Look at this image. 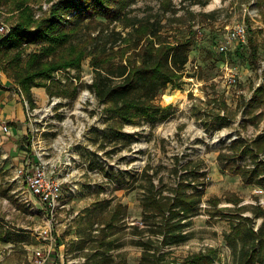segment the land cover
Wrapping results in <instances>:
<instances>
[{
    "label": "rangeland",
    "instance_id": "obj_1",
    "mask_svg": "<svg viewBox=\"0 0 264 264\" xmlns=\"http://www.w3.org/2000/svg\"><path fill=\"white\" fill-rule=\"evenodd\" d=\"M17 1L0 0V36L7 34L17 21L18 12L14 8ZM54 1L28 0V3L35 16L40 17ZM173 1L177 5L181 3V0ZM191 1H184L183 8L177 12L178 19L171 13L167 19L173 25L193 31L190 60L182 82L179 87L168 86L160 93L158 100L163 109L152 118L142 116L123 126V131L134 134L133 138L117 133L105 104L90 89L93 69L89 57L83 60L80 69L65 67L53 71L48 79H38L54 93L50 94L46 86H34L35 107L29 102L25 105L21 99L22 124L17 123L19 129L14 127V134H19L15 143L21 142L20 149H29L32 160L27 164L25 159L20 165L21 159L15 162L13 158L3 157L4 147L0 142V262L38 264L40 251L47 258L39 264H84L86 252L91 249H71L72 241L80 237L78 231L89 219L94 223L88 229L99 231L106 227L105 219L111 211L117 210L119 220L107 226L112 239L108 252L115 260L122 256L129 264L137 263L142 247L136 243L139 236L132 232V226L141 224V199L148 175H152L165 193H171L182 175L193 177L192 172L198 171L205 172L197 180L203 182L199 187L204 188L200 210L186 227L187 237L164 249L170 250L169 258L181 260L194 251L215 246L219 249L217 264H235L225 233L230 231V219L238 210L226 208L251 203L264 207V187L246 183L230 166L224 167L226 162L221 163L218 155L228 150L232 139L252 138L264 129V102L259 106L251 102L254 88L264 83V0H209L206 5ZM158 3V0H137L133 6L140 7L136 12L142 14L146 5L157 8ZM248 7L257 8L260 16L248 15ZM200 11L212 14L202 16ZM240 22L247 25V41L237 44L228 40L225 43L228 49L220 51L218 44ZM112 25L122 28L117 22ZM251 40L258 46L259 58L255 63L246 59L250 55ZM38 47L31 44L26 53ZM0 83V90L9 91L10 97L20 101L21 95L15 94L17 84L2 69ZM62 89L70 92L76 89L77 94L73 98L56 94ZM219 100L227 102L231 115L229 123L222 127L209 114L211 109H219ZM261 109V116L254 122L249 112L257 115ZM14 112L17 117V110ZM12 130L7 133L0 127L4 142L12 140ZM247 160L237 156L229 164L234 166ZM38 167L61 182V200L53 215L39 197L30 196L27 191V176ZM12 170L20 178L19 182L11 180ZM19 184L25 186L33 205L25 203L27 211L23 210L27 228L18 224L19 214L7 217L11 211L4 203L7 198L14 199V193L20 189L15 192L11 189ZM232 196L242 201L235 205L228 200ZM215 199H218L216 205ZM221 208L225 212L217 214L215 211ZM243 213L251 214L248 210ZM261 221L256 219V225ZM45 227L50 228L52 239L41 234ZM11 232L22 240L11 244Z\"/></svg>",
    "mask_w": 264,
    "mask_h": 264
},
{
    "label": "trees",
    "instance_id": "obj_2",
    "mask_svg": "<svg viewBox=\"0 0 264 264\" xmlns=\"http://www.w3.org/2000/svg\"><path fill=\"white\" fill-rule=\"evenodd\" d=\"M136 1L56 0L36 17L28 0H19L14 3L17 21L7 34L0 36V69L20 87L30 106L35 107L34 86H46L50 94L54 93L38 79H48L53 71L65 67L80 69L83 60L89 57L93 69L90 89L105 104L117 133L133 138L134 134L123 131V126L142 116L152 118L163 109L158 97L168 86H180L193 44L191 28L186 31L167 21L171 16L168 13L179 18L177 12L183 8L185 0H181L180 5L173 0H158L157 8L148 4L142 14L136 12L140 7L133 6ZM191 2L206 5L209 0ZM199 14L212 13L200 11ZM112 22L120 23L122 28L118 29ZM31 44L39 47L26 53ZM249 45L250 55L246 59L255 63L259 58L258 46L253 40ZM56 94L73 98L77 91L62 89ZM251 102L257 106L264 102V83L254 88ZM219 104V109H211L209 114L214 115L217 126L222 127L229 123L231 115L225 100ZM262 112L261 109L257 115H253V111L249 113L257 122ZM237 156L248 160L230 165ZM218 158L221 163L226 162L224 167L230 166L239 173L246 183L264 187V129L252 138L232 139L228 150L220 151ZM197 172H192L193 177L182 175L171 193H165L152 175H148V185L141 199V224L132 226V232L139 236L136 243L142 247L141 257L134 264H217L219 249L215 246L194 251L181 260L169 258L170 250L164 249L187 237L186 227L200 210L204 188L199 187L203 182L197 180L205 172ZM228 200L235 205L242 201L235 196ZM217 201L214 200V205ZM224 209L215 212L223 213ZM226 209L238 210L230 219V231L225 233L235 264H264V207L251 203ZM247 210L251 214L243 213ZM118 214L117 210L111 211L110 217L105 219L106 227L99 231L88 229L93 226V219L78 231L80 237L72 241L71 249L92 250L86 252L84 264H129L126 258L121 256L115 260L108 252L112 239H109L107 226L119 220ZM258 218L262 221L256 225ZM12 239L14 242L22 240ZM99 247L104 249L99 250Z\"/></svg>",
    "mask_w": 264,
    "mask_h": 264
},
{
    "label": "built area",
    "instance_id": "obj_3",
    "mask_svg": "<svg viewBox=\"0 0 264 264\" xmlns=\"http://www.w3.org/2000/svg\"><path fill=\"white\" fill-rule=\"evenodd\" d=\"M246 12L251 17H259V11L255 7L246 8ZM4 28V25L1 26V29ZM248 38V28L245 22L236 23L232 26L225 35V41L220 42L218 44V48L220 51L224 52L228 49L227 41H235L237 44L245 43ZM226 43V44H225ZM17 92L21 95L25 105L28 106V100L25 98L22 90L18 86ZM0 127L4 130V132L9 133L10 127L8 123L0 124ZM29 164V160L26 161ZM22 171V168H21ZM27 191L30 196H37L40 198L41 202L44 203L48 210L52 213L59 206L61 200V182L57 179L51 178L47 175L44 168L38 167L36 171H34L31 175L27 176ZM28 192L23 196V201L29 206L32 205L29 201ZM44 233L45 238L52 239V235L50 234V228L45 227L41 234ZM40 256L37 260L38 264L42 263L46 260V256L42 255L40 251L37 252Z\"/></svg>",
    "mask_w": 264,
    "mask_h": 264
},
{
    "label": "crops",
    "instance_id": "obj_4",
    "mask_svg": "<svg viewBox=\"0 0 264 264\" xmlns=\"http://www.w3.org/2000/svg\"><path fill=\"white\" fill-rule=\"evenodd\" d=\"M16 87L18 89V85H16ZM17 89L15 91V94H18ZM32 90L34 92V90H35L34 87L32 88ZM8 92L9 91L0 90V120L2 123L10 122L11 125H9V127L11 128V130L13 128V130L11 132V134H13V137H12V140H7L6 142H4L3 137H0V142H2V146L4 147L2 156L3 157H10L11 159L13 158V161H15V162H17L19 159H21L19 161V164L22 165V163L24 164L25 159H26V161L32 160L31 155L28 152L29 149H23V148L20 149L19 145H21V142L17 141L15 143L19 134H18V136H17V133L14 134V127L16 129H19V126L17 123H21V120H22L21 110H20L21 104H22V100H21L22 97L21 98L18 97L20 99V101L17 102L16 98L10 97ZM14 110H17V113H18L17 117L15 115ZM13 121H15V122L13 123ZM12 173H13V175L11 176ZM10 176H11V180L16 179V182L20 181V178L19 179L17 178L18 177L17 173L15 174V170L11 171ZM16 189H20V190L17 193H14V199H11V198L8 199L7 198L4 200V203L8 204L9 210L11 211V214L7 215V217L10 219V217L14 218V217H16V214H19V218H18L19 223L18 224L20 225V227L27 228L28 225H27V222L25 219V218H27V215L23 218L24 211H27L26 204L23 201V196H24V193L26 194L27 191L25 189V186L23 187L22 184L21 185L19 184L18 187L15 189L14 188L11 189V191L15 192ZM15 230L17 232L18 231L23 232V229H19V230L15 229ZM11 233L13 234L12 237L9 239L11 244L16 243L13 241V239H12L13 237L22 238V237H19V235L15 234L14 232H11Z\"/></svg>",
    "mask_w": 264,
    "mask_h": 264
}]
</instances>
